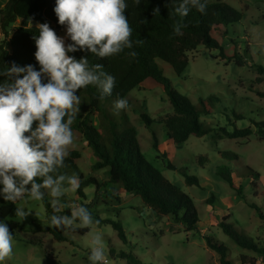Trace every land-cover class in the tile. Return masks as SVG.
Instances as JSON below:
<instances>
[{"label": "rangeland", "instance_id": "obj_1", "mask_svg": "<svg viewBox=\"0 0 264 264\" xmlns=\"http://www.w3.org/2000/svg\"><path fill=\"white\" fill-rule=\"evenodd\" d=\"M5 1L0 0V8ZM220 1L241 13V18L227 25L224 33L213 32L212 36L226 54L240 52L246 63L237 66L232 60L221 59L219 49L199 46L188 53V65L178 76L166 62L157 60V64L180 94L189 97L199 109L208 110L207 113H200L203 124L213 128L224 127L228 131L235 127H251L253 132L247 137L220 139H214L212 132H209L203 136L190 135L182 144H172L165 136L162 120L173 112V108L160 84L148 78L124 98L129 101L125 112L136 129L142 155L191 197L198 212V230L186 232L170 216H157L142 203L139 196L120 188L119 200L102 194L101 198L108 206L99 207L102 218L111 217L121 222L126 240L121 239L110 224L99 222L87 227L88 231L84 234L72 235V242H60L44 230L50 226V221L42 201L29 198L16 202L18 208L29 212L24 220L11 216L5 221L14 233V247L12 256L4 264H45V253L51 254L61 264H88L86 258L90 255L89 241L93 232H100L103 236L108 260L103 264H128L119 256L123 251H132L143 264H219L217 253L206 245L205 235H211L227 247L228 259L232 264H240V255L255 257L256 264H264L260 254L238 246L218 226L221 216L228 215L229 222L238 232L264 246V219L216 173L219 165L229 166L236 185H242L245 197L256 202L264 212V138L258 131L264 130V127L257 125L264 122V72L257 70V66L264 68V0ZM17 24L18 21L13 25ZM12 30L9 27V33ZM62 37L66 38L65 29ZM2 40L0 32V42ZM5 46L8 48L6 42ZM258 76L260 82L256 81ZM116 100L108 103L115 112ZM141 112L147 113L155 121L158 148L152 145V132L141 120ZM121 113L122 110L118 114ZM73 134L74 143L68 150L78 151L79 157L75 161L79 169L86 177L92 176L106 182L107 169H92L94 158L90 148L81 136L75 132ZM221 151H232L237 159L224 157L220 155ZM199 155L207 157V161L200 164L197 160ZM168 162L173 168L167 166ZM248 167L259 173L255 180L256 188L250 183ZM184 171L196 176L199 185L186 184L182 174ZM110 186L114 187L109 184L106 188ZM92 190L91 186L84 188L88 200L92 198ZM49 197L52 201L53 198ZM61 199L62 206L73 208L80 197L76 191H67ZM109 207H113L111 210L118 209L117 217L111 210L106 212L105 209ZM32 238L37 244L31 243Z\"/></svg>", "mask_w": 264, "mask_h": 264}, {"label": "trees", "instance_id": "obj_2", "mask_svg": "<svg viewBox=\"0 0 264 264\" xmlns=\"http://www.w3.org/2000/svg\"><path fill=\"white\" fill-rule=\"evenodd\" d=\"M128 8L125 15L133 29V48L125 49L121 53L107 57L98 58L94 55L77 51L72 53L77 59L81 56L88 57L91 64H102L103 71L116 78L115 87L110 96L100 98L99 91L94 86H87L78 90L81 98L80 112L77 114L73 124V132L81 136L94 158L92 169H107L108 179L100 182L96 177H86L75 161L79 157L77 150L69 151V156L65 160V167L58 169L57 174L79 175L81 183L76 193L80 200L76 206H85L92 213L94 219L104 224H110L117 235L126 240L121 222L111 217L102 218L100 205H107L101 195L119 200L118 190L121 188L125 192L140 197L142 203L152 210L157 216H170L174 223L180 224L188 231L198 230L199 217L196 206L189 195L168 180L162 172L150 164L140 151V145L136 134V129L129 121L125 110L119 115L110 109L108 103L113 99L125 98L133 89L140 87L146 79L151 78L162 87L173 108V112L167 114L162 120L165 128V136L172 144H182L190 135L203 136L212 132L214 139L247 137L252 132L251 127L234 128L232 131L224 127L213 128L200 121V113H207L206 108L199 109L192 103L189 97L180 94L172 85V82L164 76L157 64V60L166 62L175 75H180L188 65V53L196 50L199 46L209 49H219L221 59L232 60L237 66H243L246 59L240 52L231 55L225 53L222 46L212 36V33H224L227 25L239 21L241 13L229 6L224 1L210 2L208 0L205 13H200L195 8L191 9L186 17L181 18L175 13V4L172 0H141L136 5L132 0H127ZM55 0H6L0 8V32L3 40L0 42V65L10 67L12 63L19 66L32 64L39 67L34 58L35 43L33 36L37 35L36 24L47 22L59 36H62L63 26L57 23V17L53 11ZM159 9V13L155 9ZM18 21L17 25H13ZM186 25L180 35L174 34L173 28L177 22ZM13 25V26H12ZM13 30L9 33L8 29ZM66 43L70 41L65 38ZM139 41L140 43H135ZM8 44V48L5 46ZM135 51V57L128 53ZM259 73L264 72V68L257 66ZM5 77H0L3 81ZM256 81L260 82L258 76ZM127 100V99H126ZM128 104L129 101L127 100ZM141 120L152 132V145L158 148L155 136V121L145 113H140ZM264 127V122L257 123ZM264 138V130H258ZM164 154V153H163ZM220 155L237 159L236 153L232 151H221ZM197 160L200 164L207 161V157L199 155ZM167 166L173 168L168 162ZM248 177L252 187L256 188L255 180L259 173L248 167ZM245 203L256 210L259 217L264 219V212L256 202L247 199L244 195L242 185H236L232 175V169L225 165H219L216 171ZM185 183L188 185H199L198 178L182 172ZM37 182H40L38 179ZM114 185L106 188L107 185ZM93 187L92 198L87 199L84 188ZM45 191V198L42 201L45 213L50 221L53 214L70 215L71 209L62 206L60 212H55L50 201V197ZM211 202V199H208ZM16 203L11 204L0 198V219L6 221L15 215ZM113 207L105 209L109 212ZM117 210V211H115ZM117 217L118 209H112ZM218 226L228 235L238 246L257 252L264 258V246L260 245L252 237L238 232L229 222L228 215H222ZM57 241L72 242L71 236L74 234H84L87 227L73 226L72 230H59L53 226L44 229ZM206 245L214 250L218 255L219 264H232L228 259L227 247L216 240L211 235H205ZM32 244H37L30 239ZM119 256L124 258L128 264H143L138 256L132 251L120 252ZM86 258V257H85ZM88 264L90 261L86 258ZM45 264H61L52 258L51 254H44ZM255 257L240 255V264H256Z\"/></svg>", "mask_w": 264, "mask_h": 264}, {"label": "clouds", "instance_id": "obj_3", "mask_svg": "<svg viewBox=\"0 0 264 264\" xmlns=\"http://www.w3.org/2000/svg\"><path fill=\"white\" fill-rule=\"evenodd\" d=\"M132 2L139 5L141 0ZM172 2L181 18L193 8L205 13L208 4V0ZM127 8V0H55L57 23L65 28L70 42L66 43L47 22L37 23L38 34L33 39L39 67L0 65V77H5L0 81V198L5 202L15 204L29 198L43 201L44 189L53 198L54 211L60 212L65 193L79 189L78 174H57L65 167L69 146L74 143L72 124L81 105L77 93L91 85L100 98L110 96L116 78L103 71L102 64L90 65L88 57L77 59L71 54L81 51L103 59L132 49L133 29L125 15ZM184 27L178 21L174 34L180 35ZM128 55L135 57L137 53L131 51ZM127 107L124 98L114 102L117 113ZM28 214L23 208L15 209L21 221ZM94 224L98 225L99 220L83 205L73 206L70 215L50 217V225L59 230ZM89 246L91 264H103L106 253L102 233L93 232ZM13 247L14 233L0 219V264L12 256Z\"/></svg>", "mask_w": 264, "mask_h": 264}, {"label": "built area", "instance_id": "obj_4", "mask_svg": "<svg viewBox=\"0 0 264 264\" xmlns=\"http://www.w3.org/2000/svg\"><path fill=\"white\" fill-rule=\"evenodd\" d=\"M106 262H108V260H107V259L104 261V263H106Z\"/></svg>", "mask_w": 264, "mask_h": 264}]
</instances>
